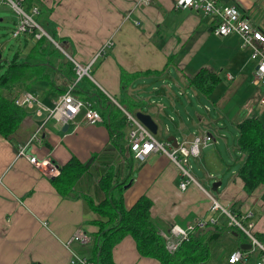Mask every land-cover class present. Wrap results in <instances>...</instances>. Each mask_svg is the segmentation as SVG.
Returning a JSON list of instances; mask_svg holds the SVG:
<instances>
[{"label": "crops", "instance_id": "obj_1", "mask_svg": "<svg viewBox=\"0 0 264 264\" xmlns=\"http://www.w3.org/2000/svg\"><path fill=\"white\" fill-rule=\"evenodd\" d=\"M40 1L50 9L49 28L68 47V51H63L65 55L89 67L88 79L77 87L83 93L79 95L90 96L107 120L101 114V123L86 124L80 114L64 129L65 122L48 120L47 112L40 114L36 106H27V114L16 131L9 138L0 134V264H71L72 253L93 263L94 237L100 230L97 222L104 221L94 206L107 196L102 188L106 177L111 178L112 184L125 182L122 197L126 209L132 208L141 196L152 200L150 212L160 224V233H169L177 225L195 226L192 234H196L201 228L198 223L212 217L217 218L220 228L225 227L224 215L211 210L217 201L229 210L236 208L240 215L251 212L256 233L264 234V185L249 195L245 192L238 175L244 154L237 143V126L241 121L251 116L264 120V106L259 105L264 87L253 84L257 64L253 65L248 50L240 48L239 36H217L209 18L195 9L176 6L177 0H151L148 4L140 0ZM220 3L234 4L254 25L264 26V0H220ZM109 40L113 45L100 55ZM202 70L214 72L220 78L209 94L198 92L191 83ZM225 71L237 75L228 73V81L238 78L240 83L245 80V71H250L252 84L263 89L250 93L242 106L232 112L235 96L230 91L226 98L213 96L220 85L225 86L219 74ZM55 79L58 85L68 84L60 75ZM183 86L190 87L189 91ZM173 87L179 88L178 95L189 96L176 97ZM30 91L48 107L61 95L52 88L38 91L34 86ZM133 91H138L139 98H133ZM196 91L211 97L206 101L192 98L198 97ZM194 100L206 112L195 117L196 129L190 133L185 130L188 126L182 114L185 112L193 119L190 114L195 108ZM207 100L212 101L216 117H212ZM127 101L139 105L133 109V115L137 112L150 115L158 126L153 135L168 149L173 146L168 140L172 136L178 145L192 142L197 135L212 137L196 158L202 174L194 172L196 182L187 189L180 188L184 176L168 154L152 153L141 162L129 150V120L124 127L119 126V115L111 122L108 113L111 109L107 108L113 105L122 109V114L119 112L122 117L127 114L123 105ZM227 117L237 132H231ZM114 129H120L122 136L113 133ZM22 146H26L27 154L60 169L70 163L72 167L79 166L80 175L71 189L61 193L60 183L54 181L60 175L51 178L45 174L46 169L36 167L20 155ZM223 181L224 187L220 189ZM216 182L221 185L214 192ZM211 226L214 227L209 224L203 228ZM80 230L89 240L76 241L67 247L66 242ZM244 244L243 250H249L244 235L226 229L212 243L210 256L202 264H231L230 255ZM259 254L254 252L243 263L236 264H257ZM113 260L116 264H161L155 258L142 256L131 235L115 245Z\"/></svg>", "mask_w": 264, "mask_h": 264}, {"label": "trees", "instance_id": "obj_2", "mask_svg": "<svg viewBox=\"0 0 264 264\" xmlns=\"http://www.w3.org/2000/svg\"><path fill=\"white\" fill-rule=\"evenodd\" d=\"M23 5L28 10L33 6L39 8L37 21L44 23V28L68 51L64 40L48 26L50 9L40 0H24ZM17 41V49L13 52L12 58L4 60L5 63L0 58V68L5 67L0 74V134L5 138H9L16 131L27 114V109L15 102L21 91H30L40 81H47L48 88L56 89L63 94L69 85L77 80L74 63L48 38L35 39L33 35L26 33ZM56 75L65 78L69 85H58ZM85 79L88 77H83L77 82L73 91L75 95L82 97L83 93L77 87ZM219 80L220 78L214 72L202 70L193 77L191 83L198 92L209 94ZM82 98L91 100L90 96ZM127 102L123 105L129 112L139 107L135 102ZM95 107L98 108L97 105ZM109 107L110 121L113 122L119 115V126L124 127L128 122L127 115L123 113L120 117L119 112L122 114V109L113 105H108L107 108ZM102 111L99 110L104 120H107ZM237 129V143L244 154L243 163L238 168V175L244 182L245 192L249 195L259 185H264V120L258 116H251L241 121ZM112 132L119 137L123 134L120 129H114ZM72 165L70 163L61 168L60 176L54 179L56 184L60 183L61 188L57 185L61 193H67L80 175L79 166L72 167ZM110 179L106 177L102 181L106 198L94 206V210L101 219L104 218V221L97 222L100 230L94 237L95 251L91 259L94 264H116L113 260V249L126 235H131L135 239L142 256L155 258L161 264H202L208 260L211 245L221 232L229 229L241 234L236 227L229 225V219L224 215L223 217L227 220L225 227L220 228L216 223L214 230L198 236L195 233L191 234L188 241H184L175 252L170 253L160 235V224L151 216L152 200L147 196H141L132 208L126 209L122 197L125 182L117 181L112 184ZM116 190L118 195H115ZM230 212L236 216L240 215L236 208H231ZM257 238L264 243V234H257ZM262 255L261 252L259 256Z\"/></svg>", "mask_w": 264, "mask_h": 264}, {"label": "built area", "instance_id": "obj_3", "mask_svg": "<svg viewBox=\"0 0 264 264\" xmlns=\"http://www.w3.org/2000/svg\"><path fill=\"white\" fill-rule=\"evenodd\" d=\"M9 4L16 12L18 20L13 30L12 36L15 39L22 37L24 34H31L35 39L46 37L52 42L54 39L51 35L39 25L35 16L39 14L38 7L26 9L23 5L24 0H3ZM148 4L150 0H140ZM176 6L188 7L200 11L205 17L214 23V33L218 36H228L237 34L240 38L242 48L251 51V60L257 63V68L253 77V84L256 86H264V26L254 25L250 19L240 11L235 5H223L220 0H177ZM113 45L112 40L106 42L102 48L100 55L105 54L106 50ZM77 80L69 85L67 91L54 101L51 107L44 105L39 97L31 91L21 92L16 97V104L21 107H37L38 113L47 112L48 120L54 119L57 122H65L75 120L80 114H83L82 122L86 124H97L103 121V117L98 109L95 108L91 100L81 98L74 94L77 82L84 75L89 74V67H83L74 62ZM260 107L264 106V95L259 100ZM131 129L128 134L127 144L130 151L134 153V157L143 162L150 154L156 152L166 153L170 159L181 170L184 180L180 184V188L185 190L187 187L196 182L190 169V157L198 158L201 154V147L206 146L212 141V137L204 134L197 136L191 143L183 142L178 148L168 151L162 142L157 141L148 129L132 115L127 113ZM35 137V135H34ZM19 154L26 157L32 164L40 169H46L45 174L51 178H55L61 174V169L52 165L45 160H38L37 157L27 154L26 146L19 149ZM211 210L220 212L229 219V225L236 227L242 235L251 244L249 250L237 248L229 257V263H243L250 254L254 252H262L260 261L257 264H264V243L257 238L255 225L253 222V214L245 212L243 215L236 216L229 209L224 208L219 202L214 201ZM217 223V218L212 217L207 221L198 223V227H205L209 224ZM196 229L194 226L182 228L174 225L169 233L161 232L165 247L168 252H175L184 241H188L192 232ZM89 236L84 231H78L74 236L66 242V246L70 247L73 242H87ZM71 264H93L86 257H81L72 253Z\"/></svg>", "mask_w": 264, "mask_h": 264}, {"label": "rangeland", "instance_id": "obj_4", "mask_svg": "<svg viewBox=\"0 0 264 264\" xmlns=\"http://www.w3.org/2000/svg\"><path fill=\"white\" fill-rule=\"evenodd\" d=\"M38 15L35 16V19L37 18ZM0 19H2L0 21V51H2L1 55H2V59L4 61V60H6L8 58H12L13 52L16 51V49H17L18 41H17V39H15L12 36V34H13V30H14V28L16 26L18 17H17V14H16L15 10L9 4L5 3L3 0H0ZM36 21H37V19H36ZM37 23L39 25H42V27L44 28V26H45V25L43 26L44 23L41 24L38 21H37ZM45 30L50 35V32L47 29H45ZM54 41L57 42L58 44H55L52 41L51 42L54 43L56 46H58V48H60L61 51L63 52L64 51V47L58 41H56L55 39H54ZM71 61L74 63L73 60H71ZM4 63H5V61H4ZM254 64H255V62H253V65ZM4 69H5V67L0 68V74L4 71ZM228 73H231L234 77L237 76V75H235V73L233 71H230V72H228V71L220 72L219 74H221V76H222V78H223V80L225 82V86L222 87L220 85L217 88L216 93L213 96H214V98H226L227 97L226 94H228V91H230V94H233L235 96L232 99L231 111L233 112V111H235V109H236L237 106H239V105L242 106V103L244 102V98H249V94L250 93L260 92L261 89H263V88L260 87L261 88L260 89V88L254 86L252 84V78H251V75H250V71H245V73H244L245 80L243 82H241V83L237 80L238 78L235 79V80L228 81L226 79V77H227L226 75ZM85 77H88V76H85ZM48 85L49 84H48L47 81H40L39 83L35 84L34 86H35V88H38V91H44V90L48 89ZM173 89H174V93L176 94V97H178V98H187L189 96V95H178L177 90H179V88H176L177 89L176 90L173 87ZM183 89L189 91L190 87H184L183 86ZM137 92L138 91H133V95H134V97L132 96L133 98H139L138 95H137ZM196 94L198 95V97H195L194 96L192 98H202L203 101H206V98H210L211 97V96L201 95V94L197 93V91H196ZM140 96H141V94H140ZM151 97H153V96H151ZM124 98H126V97L124 96ZM207 103H209V106L212 109L211 110L212 117H216L217 116V113H216L215 108L212 106V101H209L208 102V100H207ZM194 104H195V106H194L195 108L194 109H191V114H190L191 115V118H193V119H190V117L188 116V114H186L185 112H183V114H182L183 120L185 121L186 125L188 126L185 130L187 132H190V133H192L193 130L196 129V128L194 129V126H193L194 125V119H195V117L196 116L199 117L200 114H203V113L206 112L204 110L205 108L199 106L196 103V101L194 102ZM99 110L101 111L102 109L99 108ZM126 111H127V113H130L132 116H134L139 121V119L136 117V114L133 115V112H129L127 109H126ZM230 118H231V114H230ZM179 119L180 118L177 117V122L180 121ZM261 119H263V118H261ZM226 120H227L226 123L228 124V127L230 128L231 132H233V133L237 132V130H235L234 128H232L233 126L230 124V121H229L230 119L227 117ZM197 163H196V158L190 157V165H191L190 171H191L192 174L194 172H197L199 174H202L200 172V166ZM217 177L219 179H223L221 177V175H219ZM224 184H225V182L223 181V185L221 186L220 189H223Z\"/></svg>", "mask_w": 264, "mask_h": 264}, {"label": "water", "instance_id": "obj_5", "mask_svg": "<svg viewBox=\"0 0 264 264\" xmlns=\"http://www.w3.org/2000/svg\"><path fill=\"white\" fill-rule=\"evenodd\" d=\"M2 20V19H1ZM0 20V21H1ZM56 44V43H55ZM0 58L1 57V53H0ZM136 117L139 119V121L145 125L148 129H150L151 132H153L154 134L157 133V129H158V126L157 124L152 120V118L150 117V115L148 114H144L143 112H137L136 113ZM69 127V123H66L64 125V129H67ZM170 142H172L173 146H177V139L172 136L171 138L168 139ZM127 185H130V182L127 184ZM127 185L125 187H127ZM221 185V182H216L213 184V187H212V191L214 192H217L218 191V188L219 186ZM215 228L213 226L211 227H206V228H199L196 232V236H198L200 233L202 232H208L209 230H214ZM251 248V244L247 245V248ZM242 249H246V245H242Z\"/></svg>", "mask_w": 264, "mask_h": 264}, {"label": "bare ground", "instance_id": "obj_6", "mask_svg": "<svg viewBox=\"0 0 264 264\" xmlns=\"http://www.w3.org/2000/svg\"><path fill=\"white\" fill-rule=\"evenodd\" d=\"M150 1H151V0H150ZM230 5H234V4H230ZM33 7H34V6H33ZM36 7H37V6H36ZM236 7H237V6H236ZM180 8H182V7H180ZM187 8H188V7H187ZM237 8H238V7H237ZM238 9H239V8H238ZM239 10H240V9H239ZM213 32H214V31H213ZM214 34H215V33H214ZM217 36H218V35H217ZM220 37H224V36H220ZM54 43L58 44V43L55 42V41H54ZM57 47H58V46H57ZM240 48H241V49H246V50H248L247 48H242V47H241V43H240ZM248 51H249L250 59H251V51H250V50H248ZM252 61H253V60H252ZM253 62H255V61H253ZM255 63H256V62H255ZM256 64H257V63H256ZM89 75H90V72H89L88 75H84L83 77H85V76H89ZM263 87H264V86H263ZM262 96H263V95H262ZM260 98H261V97H260ZM128 114H130V113H128ZM126 115H127V114H126ZM130 115H131V114H130ZM133 117H134V116H133ZM134 118H135V117H134ZM135 119H136V118H135ZM148 131H149L152 135L154 134L153 132L150 131V129H148ZM197 136H201V135H197ZM197 136H195V137H197ZM153 137L155 138L154 135H153ZM155 139H156V138H155ZM156 140L159 141L158 139H156ZM159 142H160V141H159ZM183 142H187V141H183ZM183 142H182V143H183ZM162 143H163V142H162ZM182 143H180V144L178 145V142H177V145L180 146ZM188 143H191V142H188ZM163 144H164V143H163ZM169 144H170V143H169ZM164 145H165V144H164ZM207 145H208V144H207ZM207 145H206V146H207ZM178 146H175V147L170 146V149H168V147L165 145V147L167 148L168 151H171V150L174 149V148H178ZM203 147H205V146H202V147H201V150L203 149ZM189 160H190V158H189Z\"/></svg>", "mask_w": 264, "mask_h": 264}]
</instances>
